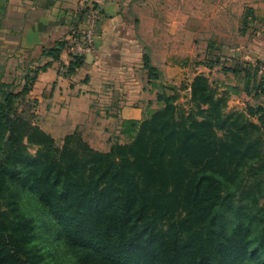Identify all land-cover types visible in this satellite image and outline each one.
Instances as JSON below:
<instances>
[{"label": "trees", "instance_id": "16d2710c", "mask_svg": "<svg viewBox=\"0 0 264 264\" xmlns=\"http://www.w3.org/2000/svg\"><path fill=\"white\" fill-rule=\"evenodd\" d=\"M7 6L0 0V29ZM65 47L45 55L58 62ZM83 64L74 58L67 74ZM143 69L160 109L150 103L141 121L122 122L103 153L80 134L58 147L33 121L36 102L28 120L13 110L20 95L7 92L0 64V264H46L45 236L72 264H264V216L256 196L247 206L241 198L264 176V105L228 112V97L200 74L190 84L194 107L178 115L149 54ZM37 73L21 93L29 96Z\"/></svg>", "mask_w": 264, "mask_h": 264}, {"label": "crops", "instance_id": "0c3cea01", "mask_svg": "<svg viewBox=\"0 0 264 264\" xmlns=\"http://www.w3.org/2000/svg\"><path fill=\"white\" fill-rule=\"evenodd\" d=\"M92 3L100 15L95 47L76 74L68 75L75 58L69 40ZM247 12L252 16L244 28ZM6 21L27 70H40L29 94L37 103L36 125L61 144L80 134L92 149L106 153L122 122L141 121L150 103L157 108L143 69L147 50L165 85H187L190 92L202 74L222 88L233 109L264 105L262 90L246 85L263 83L257 67L264 64V0H8ZM59 42L66 47L56 62L45 51ZM197 51H215L223 63L190 69L183 61Z\"/></svg>", "mask_w": 264, "mask_h": 264}, {"label": "rangeland", "instance_id": "374dc122", "mask_svg": "<svg viewBox=\"0 0 264 264\" xmlns=\"http://www.w3.org/2000/svg\"><path fill=\"white\" fill-rule=\"evenodd\" d=\"M92 10H96L95 5L92 3L89 6H87V9L84 13H88ZM84 14L82 16L83 20ZM10 22L7 23L6 21V16L3 19V25L2 28L0 29V64L3 67L4 71V76L2 78L3 83L7 85V92L15 95L19 93V97H16V99L13 100V110H18L19 113L24 112V118L25 119H30V112L31 109L35 106V101L31 99L27 94L21 93L25 88H26V80L25 79L27 76L29 78H32L35 73L39 71V69L31 70L28 71L26 66H27V60L24 59L25 54L20 53L21 57H18V52H17V39H14V36H12L10 33ZM246 28V27H245ZM11 35L12 37H10ZM16 40V41H15ZM147 54L150 55L149 50H147ZM38 55L36 56V58ZM223 56L217 52H213L212 54H206L204 51H197L196 56L193 60L189 61H183L184 65L190 66V69L194 68H199L202 67L203 65L207 64H212V65H221L223 63V60L221 59ZM242 68V66H241ZM238 74H245V72L248 74L247 70L242 69V73L240 69H237ZM246 74V76H248ZM244 79V77H243ZM215 89L218 90L219 96L222 95L221 89L219 90L218 86L214 83H211ZM166 87H170L173 89H168L167 91L165 90L166 94L173 96L176 98V103L175 105L177 106V111L178 115H183L186 114L188 116L190 114V110L194 107L192 103H190V92L188 90L187 85H182V86H174V85H169L166 84ZM244 84L241 82V87L239 88H244ZM251 84L249 85V90L254 91L256 87L258 86L256 81L253 84V87ZM253 88V89H252ZM188 92V93H187ZM258 92V89L257 91ZM15 93V94H14ZM157 94V92L155 91ZM153 102H156V96ZM230 100H228V108L226 111H234L236 109H233L230 106ZM153 104V103H152ZM160 107L158 106L154 110H158ZM239 111V110H236ZM33 121L35 124L37 123V117L33 118ZM222 136V133L219 134V137ZM82 139L86 141L85 136ZM123 142V141H122ZM25 145L27 147V151L34 155L36 153V148L30 146L25 142ZM58 147H62L63 144L60 142H57ZM3 159V156L0 157V160ZM246 188H244V191L241 193V198H246V200L243 202V206H247L251 203L252 197L256 196L258 199V207L261 211V213L264 216V176H259L257 181H254L251 179L248 183ZM238 199L240 197L238 196ZM23 202L27 205V212H29L30 215H33V213L36 214L37 209H36V204H35V198L32 197V195L26 193V195L23 198ZM4 209V208H3ZM47 237V236H45ZM43 238L42 241L40 239L39 245L43 249L44 253V262L46 264H72L73 261L71 260L70 256L65 253V250L61 246V242H57L54 246L50 245L49 241L47 238Z\"/></svg>", "mask_w": 264, "mask_h": 264}, {"label": "built area", "instance_id": "2783aa9c", "mask_svg": "<svg viewBox=\"0 0 264 264\" xmlns=\"http://www.w3.org/2000/svg\"><path fill=\"white\" fill-rule=\"evenodd\" d=\"M100 15L96 10L85 14L83 27L80 28L69 40V48L75 58H81L91 53L95 47L96 25L99 23ZM262 74L264 84V64L257 67Z\"/></svg>", "mask_w": 264, "mask_h": 264}]
</instances>
